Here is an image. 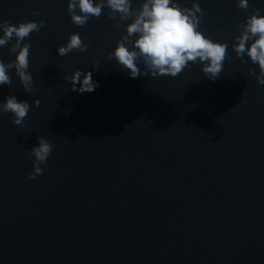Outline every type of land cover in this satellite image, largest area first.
Masks as SVG:
<instances>
[{"label": "water", "instance_id": "1", "mask_svg": "<svg viewBox=\"0 0 264 264\" xmlns=\"http://www.w3.org/2000/svg\"><path fill=\"white\" fill-rule=\"evenodd\" d=\"M200 3L201 27L231 44L244 10ZM66 8L0 0V19L48 24L26 38L35 91L15 74L0 87V100L31 105L22 125L0 112V264H264V84L248 71L258 66L229 47L216 81L195 63L175 77L131 78L107 58L118 20L76 26ZM72 31L87 51L58 55ZM9 47L0 58H14ZM93 60L99 87L73 90L64 76ZM39 136L52 153L27 179Z\"/></svg>", "mask_w": 264, "mask_h": 264}, {"label": "clouds", "instance_id": "2", "mask_svg": "<svg viewBox=\"0 0 264 264\" xmlns=\"http://www.w3.org/2000/svg\"><path fill=\"white\" fill-rule=\"evenodd\" d=\"M135 5V6H134ZM238 8L246 13L236 25V34L231 44L209 35L201 27L205 11L200 0H67L66 11L76 26H85L90 19L106 14L118 20L117 28L123 32L115 41V46L107 52V58L114 60L122 71L131 78L141 75L156 77L180 74L190 63L199 64L202 72L211 81L220 77L224 61L231 59L229 47L240 58L241 63L257 65L249 67L250 74L264 84V9L253 8L250 0H236ZM41 9L32 10L38 17ZM48 27L43 19H25L11 23L0 19V47L10 46L14 58H0V87L11 85L13 74L19 78L25 92L35 91L34 77L30 69L31 41L26 38L32 32ZM89 47L78 31H72L65 43L57 47L58 55L73 51L85 52ZM91 69L76 68L64 76L71 82V88L80 93L92 92L99 87L93 79V71H98V60H93ZM14 70V72H13ZM34 103L38 106L40 100ZM30 103L19 99L15 94L6 95L0 100V112H11L12 122L22 125L30 110ZM29 154L34 157L33 171L27 179H35L42 174L41 165L46 164L53 145L44 136H39Z\"/></svg>", "mask_w": 264, "mask_h": 264}]
</instances>
